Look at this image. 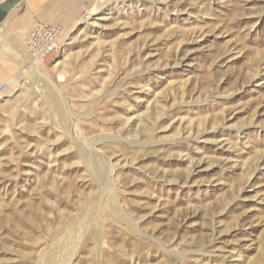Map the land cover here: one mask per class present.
I'll return each mask as SVG.
<instances>
[{"label":"rangeland","instance_id":"obj_1","mask_svg":"<svg viewBox=\"0 0 264 264\" xmlns=\"http://www.w3.org/2000/svg\"><path fill=\"white\" fill-rule=\"evenodd\" d=\"M15 14L0 28V264H264V0ZM38 23L62 32L42 61L20 38Z\"/></svg>","mask_w":264,"mask_h":264},{"label":"built area","instance_id":"obj_2","mask_svg":"<svg viewBox=\"0 0 264 264\" xmlns=\"http://www.w3.org/2000/svg\"><path fill=\"white\" fill-rule=\"evenodd\" d=\"M61 34L58 26L38 23L24 31L22 40L29 55L36 61H42L58 50ZM5 88L3 85L0 90Z\"/></svg>","mask_w":264,"mask_h":264},{"label":"water","instance_id":"obj_3","mask_svg":"<svg viewBox=\"0 0 264 264\" xmlns=\"http://www.w3.org/2000/svg\"><path fill=\"white\" fill-rule=\"evenodd\" d=\"M24 0H3L0 1V26L6 20L9 12Z\"/></svg>","mask_w":264,"mask_h":264},{"label":"crops","instance_id":"obj_4","mask_svg":"<svg viewBox=\"0 0 264 264\" xmlns=\"http://www.w3.org/2000/svg\"><path fill=\"white\" fill-rule=\"evenodd\" d=\"M19 5H20V4H19ZM16 7H17V6H16ZM16 7H15V8H16ZM15 8H14V9H15ZM14 9H13V10H14ZM13 10H12V11H13ZM12 11L9 13V15L12 14ZM9 15L7 16L8 19L6 18V20H7V25H4V27H3V28H5V30L7 31V33H8L7 35H9L12 31L16 30V29L19 27V23H20V22H19V17H20V15H16V14H15V15H10L11 17H10ZM6 20H5V21H6ZM5 26H6V27H5ZM6 31H4V32H6Z\"/></svg>","mask_w":264,"mask_h":264},{"label":"bare ground","instance_id":"obj_5","mask_svg":"<svg viewBox=\"0 0 264 264\" xmlns=\"http://www.w3.org/2000/svg\"><path fill=\"white\" fill-rule=\"evenodd\" d=\"M0 1H3V0H0ZM22 2H23V1H22ZM19 4H20V3H19ZM19 4H18V5H19ZM18 5H17V6H18ZM15 7H16V6H15ZM15 7H14V8H15ZM14 8H13V9H14ZM13 9H12V10H13ZM12 10H11V11H12ZM11 11H10V12H11ZM10 12H9V13H10ZM4 22H5V21H4ZM4 22L1 24V26H3ZM1 26H0V28H1ZM21 37H22V35L20 34V38H21ZM0 94H1V93H0Z\"/></svg>","mask_w":264,"mask_h":264}]
</instances>
